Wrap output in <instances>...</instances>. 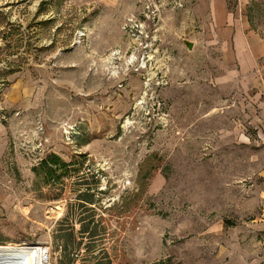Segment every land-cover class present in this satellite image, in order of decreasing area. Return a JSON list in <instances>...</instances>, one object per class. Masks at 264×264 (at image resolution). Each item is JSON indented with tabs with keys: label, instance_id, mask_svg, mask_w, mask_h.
Wrapping results in <instances>:
<instances>
[{
	"label": "rangeland",
	"instance_id": "rangeland-1",
	"mask_svg": "<svg viewBox=\"0 0 264 264\" xmlns=\"http://www.w3.org/2000/svg\"><path fill=\"white\" fill-rule=\"evenodd\" d=\"M225 2L0 0V245L59 264L31 168L86 154L116 262L264 264V0Z\"/></svg>",
	"mask_w": 264,
	"mask_h": 264
},
{
	"label": "trees",
	"instance_id": "trees-1",
	"mask_svg": "<svg viewBox=\"0 0 264 264\" xmlns=\"http://www.w3.org/2000/svg\"><path fill=\"white\" fill-rule=\"evenodd\" d=\"M89 160L86 154L73 155L67 161L54 152L46 153L31 168V189L45 200L64 199L67 192L74 196L57 223L55 238L62 246L59 264H127L116 262L115 255L103 246L110 232L108 220L97 211L101 210L96 205L99 199L95 200L99 178ZM140 192L135 193L137 200Z\"/></svg>",
	"mask_w": 264,
	"mask_h": 264
},
{
	"label": "bare ground",
	"instance_id": "bare-ground-1",
	"mask_svg": "<svg viewBox=\"0 0 264 264\" xmlns=\"http://www.w3.org/2000/svg\"><path fill=\"white\" fill-rule=\"evenodd\" d=\"M108 60L110 61L111 58ZM47 261V246L38 243L33 245H0V264H47Z\"/></svg>",
	"mask_w": 264,
	"mask_h": 264
},
{
	"label": "crops",
	"instance_id": "crops-1",
	"mask_svg": "<svg viewBox=\"0 0 264 264\" xmlns=\"http://www.w3.org/2000/svg\"><path fill=\"white\" fill-rule=\"evenodd\" d=\"M214 21L220 27H224V24L227 23L228 13H227V9H226L225 0H216L215 6H214ZM234 39L236 40V42L238 44H240L239 46H241L240 47L241 49H243L245 46L247 49L249 48L250 41L246 40L247 43H245V39L240 32H236ZM243 43H245V45ZM249 50H251V49L249 48L248 51ZM245 53L247 54V51H245ZM251 53H252V51H249V54H251ZM252 55H253V53H252Z\"/></svg>",
	"mask_w": 264,
	"mask_h": 264
},
{
	"label": "water",
	"instance_id": "water-1",
	"mask_svg": "<svg viewBox=\"0 0 264 264\" xmlns=\"http://www.w3.org/2000/svg\"><path fill=\"white\" fill-rule=\"evenodd\" d=\"M183 43L188 49H191L193 46V43L191 41H188V40H183Z\"/></svg>",
	"mask_w": 264,
	"mask_h": 264
}]
</instances>
